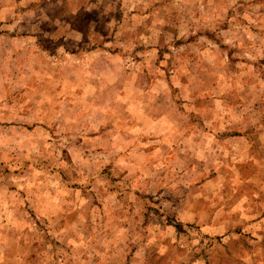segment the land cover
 Returning <instances> with one entry per match:
<instances>
[{
  "label": "rangeland",
  "instance_id": "obj_1",
  "mask_svg": "<svg viewBox=\"0 0 264 264\" xmlns=\"http://www.w3.org/2000/svg\"><path fill=\"white\" fill-rule=\"evenodd\" d=\"M0 264H264V0H0Z\"/></svg>",
  "mask_w": 264,
  "mask_h": 264
}]
</instances>
